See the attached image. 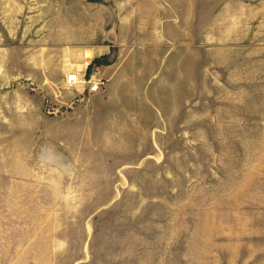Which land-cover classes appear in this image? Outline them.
Here are the masks:
<instances>
[{
    "label": "rangeland",
    "instance_id": "1",
    "mask_svg": "<svg viewBox=\"0 0 264 264\" xmlns=\"http://www.w3.org/2000/svg\"><path fill=\"white\" fill-rule=\"evenodd\" d=\"M0 264H264V0H0Z\"/></svg>",
    "mask_w": 264,
    "mask_h": 264
},
{
    "label": "built area",
    "instance_id": "2",
    "mask_svg": "<svg viewBox=\"0 0 264 264\" xmlns=\"http://www.w3.org/2000/svg\"><path fill=\"white\" fill-rule=\"evenodd\" d=\"M65 84L70 88H80L83 93L87 92L88 94L101 91L104 85V83L96 77V74L88 77L87 74L81 75L76 72L66 76Z\"/></svg>",
    "mask_w": 264,
    "mask_h": 264
},
{
    "label": "crops",
    "instance_id": "3",
    "mask_svg": "<svg viewBox=\"0 0 264 264\" xmlns=\"http://www.w3.org/2000/svg\"><path fill=\"white\" fill-rule=\"evenodd\" d=\"M92 54H90V53H87V57H89V56H91ZM87 69V68H86ZM86 69L84 68V71H83V74H85L84 72L86 71ZM73 73V72H72ZM76 73H79V74H81V72H76ZM83 74H81V75H83Z\"/></svg>",
    "mask_w": 264,
    "mask_h": 264
}]
</instances>
